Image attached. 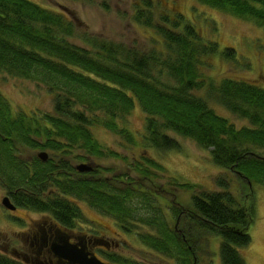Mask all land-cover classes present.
I'll return each instance as SVG.
<instances>
[{
  "label": "trees",
  "instance_id": "obj_1",
  "mask_svg": "<svg viewBox=\"0 0 264 264\" xmlns=\"http://www.w3.org/2000/svg\"><path fill=\"white\" fill-rule=\"evenodd\" d=\"M193 2L264 28V0ZM132 19L160 38L159 50L88 35L81 37L86 46H79L70 41L77 30L64 13L32 0H0V74L46 87L53 102L52 113L14 112L0 92V191L9 192L18 208L48 215L66 229L89 223L83 202L175 264H197L202 240L219 235L222 264H245L238 249L252 242L254 186L264 188V86L208 76L210 58L239 65L236 51L220 52L182 14L143 0ZM136 104L145 115L142 146L179 151L170 133L194 142L215 165L240 177L242 202L223 177L221 191H202L186 205L175 197L166 215L159 200L164 191L155 182L164 168L150 157L145 166L133 164L136 179L106 167L77 172L74 165L86 161L84 155L120 157L103 150L92 127L138 143L123 125ZM218 109L245 125L237 127ZM38 152L48 160L38 159ZM174 184L177 191L195 189ZM106 259L142 264L116 253ZM0 264L27 263L0 251Z\"/></svg>",
  "mask_w": 264,
  "mask_h": 264
},
{
  "label": "rangeland",
  "instance_id": "obj_2",
  "mask_svg": "<svg viewBox=\"0 0 264 264\" xmlns=\"http://www.w3.org/2000/svg\"><path fill=\"white\" fill-rule=\"evenodd\" d=\"M32 1L70 17L77 30L76 36L72 37L70 41L79 46H86L81 37L88 35L114 43L135 46L140 50L149 51L153 47L158 50L161 48L160 43H158V41H161L160 38L151 30L137 25L132 19L135 6L142 3L143 0ZM152 1L168 9L171 14H182L187 21L191 22L200 31L205 39L216 41L220 52L225 48H232L236 51L239 65L225 63L217 58H210L211 67L205 70L208 76L215 80L233 77L264 86V28H257L253 23L233 18L193 2L195 0ZM241 63L244 65H240ZM0 92L9 101L14 112L23 111L32 115L53 112V102L47 88L38 86L34 82L0 74ZM217 112L228 117L237 127L245 125L244 121L238 120L220 109ZM144 117V113L136 104L123 124L137 142L141 144L144 143L145 136ZM91 131L95 139L103 145L105 152L113 151L118 153L120 157L113 158L106 155L102 158H96L91 155H84L86 159L84 163L94 167L111 168L115 174L127 173L135 179L138 173L132 171L133 164L145 166L144 157L154 159L164 168V174L159 172L160 175L155 182L164 191L161 194L165 197V200H159L166 215L169 214L172 199L175 197L178 202L186 205L194 195L200 194L202 191H221L217 186V181L223 177L230 178V191L242 202V198H240V177L232 175L227 170L215 165L209 151L190 140L182 139L170 133L178 141L181 149L179 151L159 152L155 148L148 149L140 143L135 145L125 143L121 137L99 126L92 127ZM31 154L36 155V152ZM262 154L264 155V152ZM78 163L81 162L76 164ZM174 183L192 185L195 189L187 191L180 189L177 191ZM146 186L150 188V182H147ZM2 197L0 191V233L2 236L0 251L14 257V251L23 253L28 248L32 241V238L29 237L30 226L39 223L41 216L24 209L10 213L1 206ZM254 198L255 218L250 230L252 242L248 247L238 249V252L244 259L245 264H264L263 187L254 186ZM79 205L85 216H88L89 224L96 226L108 239L117 243L118 247L111 250V252L109 251V253L119 254L142 264H175V261L145 249L134 236L132 237L125 232L123 234L117 229L112 218L96 212L81 202H79ZM10 214H12L11 217ZM12 217L20 219L13 220L16 218ZM174 220V217L170 218L172 223H174ZM206 236L207 239L201 242L197 264H222L220 257L221 237L215 234H207ZM102 257L104 258V256Z\"/></svg>",
  "mask_w": 264,
  "mask_h": 264
},
{
  "label": "flooded vegetation",
  "instance_id": "obj_3",
  "mask_svg": "<svg viewBox=\"0 0 264 264\" xmlns=\"http://www.w3.org/2000/svg\"><path fill=\"white\" fill-rule=\"evenodd\" d=\"M38 159L40 158L38 157ZM84 162L74 165V168L76 169L77 165L79 164H87ZM91 166L94 167L93 165ZM2 195L3 197L1 199V206L3 208L4 206L2 204V200L5 197H8L11 203L14 205L13 199L11 198L9 192H5ZM4 209L10 213H15L21 208H18L16 206V209L14 211L6 208ZM39 215L41 216L40 222L34 223L30 226L29 237L32 238V241L30 242L28 248H26V251H24L23 253H17L16 251H14V253L19 254L21 258H26L28 261L27 264H67L65 260L58 258L54 250L55 246L60 245L64 240L68 241L70 244L75 245V247L77 248H85V251H87L89 254L95 255L104 263L111 264L106 259V254H110L109 251L111 252V250L117 248V243L111 239H108L107 236L100 230H98L96 226H91V224H89V220L88 224H80L73 229H66L63 228L50 216L42 214ZM11 216L12 214H10V217ZM86 217L88 219L87 215ZM12 218H16V220L20 219L17 217ZM99 227L101 226L99 225ZM117 229H119L124 234L123 230L118 227ZM104 244H106L107 246H104ZM102 256H104V258Z\"/></svg>",
  "mask_w": 264,
  "mask_h": 264
},
{
  "label": "water",
  "instance_id": "obj_4",
  "mask_svg": "<svg viewBox=\"0 0 264 264\" xmlns=\"http://www.w3.org/2000/svg\"><path fill=\"white\" fill-rule=\"evenodd\" d=\"M38 157L42 161H46L48 154L46 152H39ZM77 171L81 173L91 172L93 167L89 164H79L76 167ZM2 204L6 209L14 211L16 206H14L8 197L3 198ZM104 246H107L104 244ZM55 252L58 258H61L67 262V264H107L99 260L95 255L89 254L85 251V248H77L75 245L70 244L68 241L64 240L60 245L55 246ZM15 257L22 259L24 262H28L26 258L20 257L19 254L14 253Z\"/></svg>",
  "mask_w": 264,
  "mask_h": 264
}]
</instances>
